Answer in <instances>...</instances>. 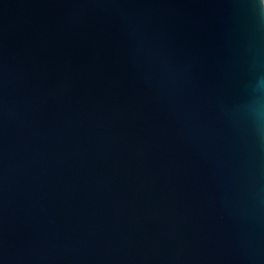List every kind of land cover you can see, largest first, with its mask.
Wrapping results in <instances>:
<instances>
[{
	"label": "water",
	"instance_id": "95a60500",
	"mask_svg": "<svg viewBox=\"0 0 264 264\" xmlns=\"http://www.w3.org/2000/svg\"><path fill=\"white\" fill-rule=\"evenodd\" d=\"M0 264H264V0H0Z\"/></svg>",
	"mask_w": 264,
	"mask_h": 264
}]
</instances>
